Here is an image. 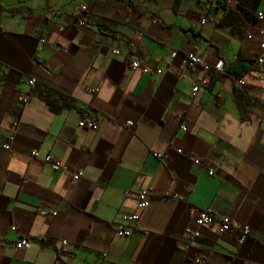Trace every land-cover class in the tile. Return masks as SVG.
<instances>
[{
  "label": "crops",
  "instance_id": "1",
  "mask_svg": "<svg viewBox=\"0 0 264 264\" xmlns=\"http://www.w3.org/2000/svg\"><path fill=\"white\" fill-rule=\"evenodd\" d=\"M237 5L0 0V264H193L196 256L200 264H264V67L236 79L181 64L191 51L211 64L255 57L259 33ZM81 17L100 21L114 38L78 24ZM131 57L162 72L132 70ZM203 77L208 83L193 92ZM29 78L72 97L77 108L52 113L29 93ZM234 85L254 98L246 120ZM26 93L23 104L18 95ZM81 117L98 127L82 128ZM33 149L64 168L31 157ZM148 185L130 235L117 234L119 215L136 208L125 192ZM190 207L250 232L240 239L212 223L192 237ZM42 208L56 214L41 215ZM21 237L26 248L14 245Z\"/></svg>",
  "mask_w": 264,
  "mask_h": 264
},
{
  "label": "built area",
  "instance_id": "2",
  "mask_svg": "<svg viewBox=\"0 0 264 264\" xmlns=\"http://www.w3.org/2000/svg\"><path fill=\"white\" fill-rule=\"evenodd\" d=\"M81 9H84V6H81ZM254 26L256 27L258 33H259V41H258V47L259 51L256 53L254 60V68H260L264 67V10L261 8H258L254 12ZM203 22V21H202ZM78 24L83 25L85 24V21L83 19L78 20ZM131 46L133 47L134 45ZM110 52L112 54H118L120 52V47L113 46L110 48ZM176 55V51H172L170 53L171 57H174ZM181 64L182 66L185 67H200L202 68L206 73H209L210 71H216V72H222L224 68V62L223 60L219 59L213 64L208 63L203 60V58L199 55H196L194 52H188L184 53L181 55ZM130 69L132 70H139L142 73H147L148 75L150 74H160L162 70L160 68H151L148 66V64L142 63L139 59L137 58H130L128 60V65ZM34 83V80L32 78H29L27 80V84L30 86ZM208 83L207 77H203L199 79L198 81L192 83L191 90L196 92L201 85H206ZM240 83H243V80H240ZM96 90V89H94ZM28 95L26 94H21L18 95V100L19 102L25 104L27 102ZM14 124L16 122L14 121ZM132 123L130 120L126 121V125H131ZM79 125L82 126V128H88V129H96L98 127V122L96 120H85L82 117L79 120ZM181 127L185 130L186 126L184 124L181 125ZM13 138L12 133L8 136V141L2 144V147L4 149H8L9 147V141H11ZM30 156L33 158H40L43 162L48 163L49 166L53 169H63L64 167L61 165L60 161L52 156H50L48 153L44 155H40V153L37 150H31ZM154 156L156 157H161L160 153H155ZM195 164L200 163V160L195 158L193 159ZM214 170L213 168L208 169V173H212ZM80 175H82L81 170H78L72 175L73 179L78 178ZM128 195L134 198L135 203H136V208L132 212H124L119 215L120 219L122 220V223L118 225L117 227V234L119 235H127L129 236L134 224H136V221L139 217L140 212L142 209H145L147 205V201L152 193V188L151 186H143L137 191L130 192L126 191ZM39 213L41 215H50L54 216L56 214L55 210H48V209H40ZM189 217L191 218V221L195 225V230L192 231V237H197L199 235V229L201 227L209 226L212 223H217L218 224V231L222 233H227L229 231H237L239 238L243 239L246 237L250 230L248 226H240L238 222L228 218V217H223V216H215L209 210L207 209H202V208H197V207H190L188 210ZM11 229H15V226H11ZM60 243L64 246L66 245V242L63 240H60ZM29 244V240L25 237L19 238L15 243L16 248H26ZM201 263V256H196L193 258V264H200Z\"/></svg>",
  "mask_w": 264,
  "mask_h": 264
},
{
  "label": "trees",
  "instance_id": "3",
  "mask_svg": "<svg viewBox=\"0 0 264 264\" xmlns=\"http://www.w3.org/2000/svg\"><path fill=\"white\" fill-rule=\"evenodd\" d=\"M252 2H246V0H237V7L241 10V16L244 17L245 24L254 23L255 17L254 12L257 9L258 0H252ZM226 2V0H225ZM225 5V4H221ZM232 12H230L231 14ZM85 22L89 24H95L101 33L105 36H110L114 38V34L110 29L104 26L100 21L81 17ZM232 32L239 33L238 30L231 29ZM132 58V57H131ZM254 58L238 56V59L227 65H224L223 71L220 74L233 75L236 79L240 78L242 74L251 69L254 66ZM29 93H34L36 97L41 99L44 103L48 105L52 113L61 111L63 108H77L75 100L72 97L67 96V94L52 88L44 83H34L30 85ZM233 93L235 96V104L240 112V118L242 120L247 119V107L251 105L254 98L249 95L243 88L238 85H234ZM80 110V109H79Z\"/></svg>",
  "mask_w": 264,
  "mask_h": 264
}]
</instances>
